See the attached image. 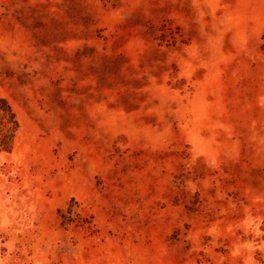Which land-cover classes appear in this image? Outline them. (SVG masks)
<instances>
[{
  "label": "rangeland",
  "instance_id": "rangeland-1",
  "mask_svg": "<svg viewBox=\"0 0 264 264\" xmlns=\"http://www.w3.org/2000/svg\"><path fill=\"white\" fill-rule=\"evenodd\" d=\"M0 264H264V0H0Z\"/></svg>",
  "mask_w": 264,
  "mask_h": 264
},
{
  "label": "trees",
  "instance_id": "trees-1",
  "mask_svg": "<svg viewBox=\"0 0 264 264\" xmlns=\"http://www.w3.org/2000/svg\"><path fill=\"white\" fill-rule=\"evenodd\" d=\"M20 124L17 114L5 97L0 96V148L10 151L19 130Z\"/></svg>",
  "mask_w": 264,
  "mask_h": 264
}]
</instances>
